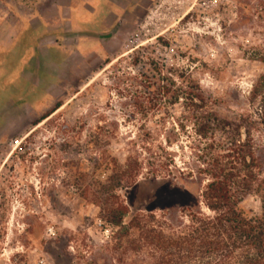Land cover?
Masks as SVG:
<instances>
[{
	"label": "rangeland",
	"instance_id": "obj_1",
	"mask_svg": "<svg viewBox=\"0 0 264 264\" xmlns=\"http://www.w3.org/2000/svg\"><path fill=\"white\" fill-rule=\"evenodd\" d=\"M19 1L0 0V38L12 45ZM122 44L131 50L110 63L72 55L63 67L42 69L48 77L24 71L30 81L50 82L36 91L35 112L20 103V51L0 54V264H149L148 250L137 254L128 243L114 249L125 228L108 220L92 185L108 184L131 161L141 165L133 184L112 193L129 208L123 226L138 211L160 219L164 208L195 204L199 186L181 173L193 161L194 126L185 125L180 147L167 146L166 132L181 129L182 99L137 111L133 101L144 88L129 78L139 72L161 68L174 73L177 86L198 83L231 123L257 117L250 92L264 74V0H156ZM160 146L171 153L169 171L147 163ZM241 205L260 212L257 196Z\"/></svg>",
	"mask_w": 264,
	"mask_h": 264
},
{
	"label": "trees",
	"instance_id": "obj_2",
	"mask_svg": "<svg viewBox=\"0 0 264 264\" xmlns=\"http://www.w3.org/2000/svg\"><path fill=\"white\" fill-rule=\"evenodd\" d=\"M173 74L154 68L149 74L139 72V76L129 78L133 85L144 88L133 103L137 111L145 112L144 107L155 110L182 99L184 112L178 120L181 129L168 131L164 137L167 146L179 145L181 135L187 133L185 125L194 126L189 145L193 161L181 173L186 182L198 184V198L193 206L164 208L160 219L153 212L138 211L123 226L129 208L113 200L112 193L117 187L133 184L140 163H127V168L116 171L108 184L93 181L95 198L108 220L125 228L114 249L120 250L123 243H128L137 254L148 250L152 259L149 264H264V74L250 92L257 117L247 114L240 124L227 121L211 107V98L198 83L177 86ZM255 132L261 138L257 139ZM158 149L150 152L147 163L152 170L169 171L171 153L161 146ZM251 195L260 201L259 213L246 211L241 205Z\"/></svg>",
	"mask_w": 264,
	"mask_h": 264
},
{
	"label": "crops",
	"instance_id": "obj_3",
	"mask_svg": "<svg viewBox=\"0 0 264 264\" xmlns=\"http://www.w3.org/2000/svg\"><path fill=\"white\" fill-rule=\"evenodd\" d=\"M155 1L20 0L14 46L1 35L0 54L13 47L20 51L16 68L18 77L22 76L18 84L24 88L20 92L21 101L26 99L23 106L28 104L35 112L40 97L35 96L36 91L50 84L47 78L46 83L30 81L24 77V71L32 76L37 72L43 76L42 69L49 68L50 64L63 67L69 64L72 55L83 58L99 56L102 61L125 55L131 50L122 46L128 32L135 30L139 19L149 13L151 3ZM43 92L48 95V91ZM3 107L4 103L2 105L0 101V128Z\"/></svg>",
	"mask_w": 264,
	"mask_h": 264
},
{
	"label": "built area",
	"instance_id": "obj_4",
	"mask_svg": "<svg viewBox=\"0 0 264 264\" xmlns=\"http://www.w3.org/2000/svg\"><path fill=\"white\" fill-rule=\"evenodd\" d=\"M210 3L216 4V1L209 2V4H210ZM104 224H105V223L102 222V221L98 222V225H99V227L101 228V230H102L104 233H108V229H107L106 226H104Z\"/></svg>",
	"mask_w": 264,
	"mask_h": 264
}]
</instances>
